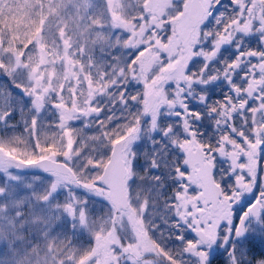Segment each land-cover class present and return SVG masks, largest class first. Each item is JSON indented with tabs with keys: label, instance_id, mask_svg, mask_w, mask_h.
<instances>
[{
	"label": "snow or ice",
	"instance_id": "1",
	"mask_svg": "<svg viewBox=\"0 0 264 264\" xmlns=\"http://www.w3.org/2000/svg\"><path fill=\"white\" fill-rule=\"evenodd\" d=\"M0 264H264V0H0Z\"/></svg>",
	"mask_w": 264,
	"mask_h": 264
}]
</instances>
